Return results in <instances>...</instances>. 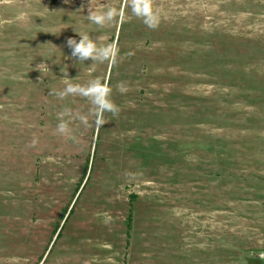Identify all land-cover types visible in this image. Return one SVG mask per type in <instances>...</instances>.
Returning <instances> with one entry per match:
<instances>
[{"label": "rangeland", "instance_id": "1", "mask_svg": "<svg viewBox=\"0 0 264 264\" xmlns=\"http://www.w3.org/2000/svg\"><path fill=\"white\" fill-rule=\"evenodd\" d=\"M91 2L0 0V264H264V0Z\"/></svg>", "mask_w": 264, "mask_h": 264}, {"label": "clouds", "instance_id": "2", "mask_svg": "<svg viewBox=\"0 0 264 264\" xmlns=\"http://www.w3.org/2000/svg\"><path fill=\"white\" fill-rule=\"evenodd\" d=\"M87 18L90 22L103 26L105 23L113 22L114 13L111 9L102 11L100 10L99 6L97 8H93L92 2L90 0ZM79 36L81 37L79 41L74 38H68L66 41L67 46L71 49V55L73 57L78 58L80 62H83L88 58H91L94 62L96 60L102 61L104 59H107V57L103 55V50L98 48L97 45L89 37L83 35ZM47 69V66L43 63L37 66V70L40 72ZM72 91H74V88L72 87L66 89V93ZM101 107L107 108V110L112 111L113 114H116L118 112V109H116L114 106L101 105ZM96 123L97 125H102L103 121L98 119ZM58 130L61 133L65 132L66 125L61 123L60 125H58Z\"/></svg>", "mask_w": 264, "mask_h": 264}]
</instances>
